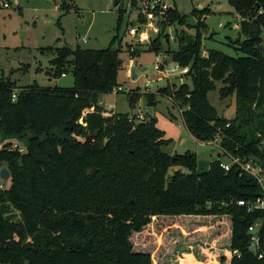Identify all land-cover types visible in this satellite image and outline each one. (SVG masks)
Here are the masks:
<instances>
[{
    "label": "trees",
    "instance_id": "trees-1",
    "mask_svg": "<svg viewBox=\"0 0 264 264\" xmlns=\"http://www.w3.org/2000/svg\"><path fill=\"white\" fill-rule=\"evenodd\" d=\"M228 2L240 17L244 36L236 40V55L209 48L204 57L198 27L193 37L177 32L178 48L171 58L189 67L183 76L190 77V84L166 83L144 95L150 107L157 94L167 96L196 140H217L222 150L252 158L264 169V0ZM60 9L66 12L68 7L61 4ZM116 12L115 31L105 48L63 44L39 49L51 53L54 77L71 73V87L36 81L17 86L12 74L27 72L29 64L0 75V134L5 136L0 166L10 172L8 185L0 189V262L154 264L150 252L134 249L131 236L163 217L178 227V237L214 247L220 252L217 259L235 249L240 256L231 264H264V224L259 228L263 256L247 249L248 227L261 212H247L236 203L262 196L250 174L236 164L224 170L220 158L198 172L195 152L167 153L163 147L171 141L156 126L153 113L147 112L143 121L126 112L102 115L99 95L117 87L118 71L124 67L120 48L114 47L124 11ZM194 12L200 24L208 9ZM165 16L163 26L167 21L184 24L174 4ZM139 19L144 20L141 14ZM148 46L156 54L162 50L159 38ZM126 49L131 58L139 54L130 52L129 44ZM217 82L221 97L234 96L231 118L218 114L208 99ZM89 134L94 135L92 142L86 140ZM11 138H25V150L13 149ZM172 166L186 171L167 177ZM92 168L96 170L90 174Z\"/></svg>",
    "mask_w": 264,
    "mask_h": 264
},
{
    "label": "rangeland",
    "instance_id": "rangeland-1",
    "mask_svg": "<svg viewBox=\"0 0 264 264\" xmlns=\"http://www.w3.org/2000/svg\"><path fill=\"white\" fill-rule=\"evenodd\" d=\"M2 1H7L9 7H4ZM160 1H166L169 5L175 3L184 21L183 25L177 22L168 24L167 21L163 26L161 21L166 20V15L165 19L158 21L156 30L151 31L152 41L156 38L161 41L159 58L167 59V67H171L174 62L171 52L178 48L177 32L193 37L197 27L201 33V55L203 52L207 54L209 48L236 55V40L241 41L244 36L239 27L240 17L236 15L228 0ZM61 4L68 7L66 12L60 9ZM202 7L208 9V12L200 16L198 24V14L194 12V15L192 10ZM141 9L149 10L150 0H0V75L8 76L12 70L29 64L27 72L19 70L12 74L11 77L16 80L17 86L36 81L41 86L71 87V73L65 72L64 77H54L52 65L49 63L51 53H41L39 49L52 45L60 47L63 44L71 48L77 45L82 48H105L115 31L116 11L123 10L122 29L114 47L120 48L119 57L123 60L124 67L118 71L117 87L110 93L99 95L102 103L100 105L113 112L141 114L147 117L150 106L147 105L144 94L155 93L166 83L178 86L183 82L190 84L191 81L189 76L182 75L170 76L168 80L162 78L153 69L156 60L154 52L148 50V45L137 46L136 43L135 50L139 51V54L133 59L132 67L136 77H132L126 49L128 44L130 47L131 41L128 40L126 31L132 21L139 18ZM156 11L157 8L154 12ZM59 18L60 25L57 24ZM262 35L264 37V32ZM142 67L146 68L142 70ZM220 86L221 83L217 82L216 90L208 93V99L218 114L231 118L234 115V96L221 97L218 92ZM133 93H136L138 98L131 104L129 96ZM151 109L156 126L171 141L163 147L164 151L169 154H181L187 150L195 152L198 172L206 171L210 162L218 158V141H197L183 124L179 109L167 96L157 94L156 103ZM4 137L0 134V148ZM9 141L19 143L25 150V138H11ZM220 158L229 162L225 155ZM178 169L186 171L183 167L172 166L166 176L169 177ZM8 183L9 179L5 180V184ZM170 224L171 221L163 217L153 219L141 232L132 234L134 249L150 252L154 264H214L220 252H215L214 247L206 248L201 242H188L183 237H178V227Z\"/></svg>",
    "mask_w": 264,
    "mask_h": 264
},
{
    "label": "built area",
    "instance_id": "built-area-1",
    "mask_svg": "<svg viewBox=\"0 0 264 264\" xmlns=\"http://www.w3.org/2000/svg\"><path fill=\"white\" fill-rule=\"evenodd\" d=\"M2 5L4 7H9V3L7 1H2ZM172 7V5H169L166 1H160V0H150V9L145 10L141 9L140 14L143 16L144 20L141 21L139 18L134 19L132 23L129 25L126 35L129 41H131V45L129 47V51L133 52L136 48L134 43L136 45H149V43L152 41L151 37V31L156 30V24L158 21H161L165 19V12ZM157 8L156 13L154 12ZM170 38V37H169ZM167 38V39H169ZM155 54V64L153 65V69L158 72L162 78H166L168 80L170 76L174 75H184L188 73L189 67L188 66H181L177 62H172L171 67H167V59L166 58H159L160 53H154ZM202 56L206 57L207 54L205 52L202 53ZM134 58H131L129 56V69H133L134 64ZM62 76H65V74H62ZM181 84V83H180ZM148 86V85H146ZM12 99H15V93L12 94ZM186 109L188 106L185 107ZM184 108V109H185ZM87 111H93V108L88 109ZM181 111V110H179ZM113 113V111H110L108 109H105L102 111V115L104 117L110 116ZM136 121H143L144 116L141 114L135 115ZM5 141H3L4 143ZM2 143V145H3ZM2 147V146H1ZM13 149H18L20 152H23L24 149L22 146H20L19 143H12ZM219 153H223V155L227 156L229 158V162H224L221 160L220 166L224 170H229L231 165L236 164L238 167L250 174L258 183L261 191L262 196L257 197L255 200L251 201H245V200H238L236 201L237 205L243 206L246 208L247 212H254V211H260L261 216L248 227V234H249V240L247 249L252 254L256 255L258 258H261L263 254L260 252V236H259V228L264 224V169L263 167L255 162L252 158H241L239 156H233L230 153L222 150L220 148ZM220 158V157H219ZM221 159V158H220ZM6 187L5 180L0 179V189H3ZM240 252L238 250H232L231 254L225 258V259H217L215 260L214 264H231L233 257H239ZM0 264H3L0 262Z\"/></svg>",
    "mask_w": 264,
    "mask_h": 264
},
{
    "label": "water",
    "instance_id": "water-1",
    "mask_svg": "<svg viewBox=\"0 0 264 264\" xmlns=\"http://www.w3.org/2000/svg\"><path fill=\"white\" fill-rule=\"evenodd\" d=\"M145 68L146 67H143L142 70H144ZM132 77H136V73H135L134 69L132 70ZM129 101H130L131 104H133L135 102V98H134L133 95H130L129 96ZM148 111H149V113H152L151 107H148ZM93 138H94V135L93 134H89L86 137V140L89 141V142H92L93 141ZM217 157L219 158L220 157V154H218ZM95 170H96V168H92V170H90V174H92ZM9 178H10V172H9V170L6 167H1L0 168V179H2V180H8Z\"/></svg>",
    "mask_w": 264,
    "mask_h": 264
},
{
    "label": "crops",
    "instance_id": "crops-1",
    "mask_svg": "<svg viewBox=\"0 0 264 264\" xmlns=\"http://www.w3.org/2000/svg\"><path fill=\"white\" fill-rule=\"evenodd\" d=\"M173 4H174L175 7H176V4H175V3H173ZM171 5H172V4H171ZM176 8H177V7H176ZM202 8H204V7H202ZM202 8H200V9H202ZM210 10H211V9H210ZM236 15H237V14H236ZM218 25L221 26V23H219ZM142 69H143V67H142ZM132 70H133V69L131 68V69H130V72H131V73H132ZM65 76H66V75H65ZM62 77H64V76H62ZM99 103L102 104L100 101H99ZM152 113H153V111H152ZM197 141H198V140H197ZM199 142H201V141H199ZM201 143H205V142H201ZM206 144H208V143H206ZM218 154H220L219 151H217V155H218ZM215 159H216V158H215ZM194 259H195V258H194Z\"/></svg>",
    "mask_w": 264,
    "mask_h": 264
}]
</instances>
